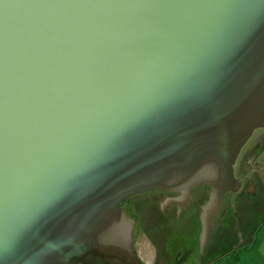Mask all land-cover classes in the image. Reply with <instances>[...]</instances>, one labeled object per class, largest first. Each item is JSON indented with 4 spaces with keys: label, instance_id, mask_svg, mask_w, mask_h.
Here are the masks:
<instances>
[{
    "label": "water",
    "instance_id": "water-1",
    "mask_svg": "<svg viewBox=\"0 0 264 264\" xmlns=\"http://www.w3.org/2000/svg\"><path fill=\"white\" fill-rule=\"evenodd\" d=\"M261 126L264 0H0V264H142L121 202L202 183L208 237Z\"/></svg>",
    "mask_w": 264,
    "mask_h": 264
},
{
    "label": "flooded vegetation",
    "instance_id": "flooded-vegetation-1",
    "mask_svg": "<svg viewBox=\"0 0 264 264\" xmlns=\"http://www.w3.org/2000/svg\"><path fill=\"white\" fill-rule=\"evenodd\" d=\"M248 139L233 164L234 176L240 184L237 189L224 193L208 237L204 234L205 227L202 220L203 211L212 193V188L208 184L202 183L192 188L190 194L187 189L149 190L132 194L121 202L127 224L123 232L131 239L142 264H206L207 261H203L200 256L198 246L196 249L198 242L202 244L203 254L209 258L212 256L209 261L237 248L239 242L228 244L221 249L216 248L217 244L212 247V243L208 247L207 243L213 239L211 233L216 230V226L217 230H220L219 239L230 236L232 223H237L236 233L240 239L241 230L245 228L251 230L257 217L263 212L256 214L257 211L252 213V210L248 209L246 217L244 213L240 216L236 212L237 207H241V204L237 203L236 191L243 193L249 182L252 187L253 184L256 186L263 181L262 174H259L257 169L261 162L264 163V130L246 147ZM252 189L254 188L247 189V192ZM232 216H237V220ZM154 226L157 230H153L150 236L148 231ZM175 226L177 229H174V232H168ZM216 249H219L217 253ZM140 253L144 256L141 257Z\"/></svg>",
    "mask_w": 264,
    "mask_h": 264
},
{
    "label": "rangeland",
    "instance_id": "rangeland-1",
    "mask_svg": "<svg viewBox=\"0 0 264 264\" xmlns=\"http://www.w3.org/2000/svg\"><path fill=\"white\" fill-rule=\"evenodd\" d=\"M263 130H264V127H258L257 129H255L253 131L252 135L250 136V138L248 139V142L246 144V147H248L252 143V141L255 138V136L257 134L261 133ZM257 170H258V173L259 174H262L261 175L262 178H263L262 183H257V185L255 186V188L252 189V191H249V192H247V189L252 188L250 186L251 185V182H249L248 185L245 187L243 193H242V191H236L235 196L237 198V203L241 204V207H239V208L237 207L236 212H237V214H240V216H242L243 213H244V217H246V214H247L248 209H251L252 210V213H254L255 211H257L256 214H258L259 212L264 211V163L263 162H261V164L259 165V167H258ZM251 172H253V171H251ZM254 174H256V172H254ZM236 217H233L232 216L233 219L237 220ZM125 225L127 226L126 223H125ZM163 226H165V224ZM167 226H170V225L167 224ZM230 226H231L230 227L231 228L230 236L224 237L223 239H219V237H220V230H217V226H216V230L212 231V233H211V236H213V239L211 241H208V243H207L208 244V247L212 243V247L215 244H217V247L216 248L221 249L223 247H226V245H228V244H233V243H237V242L241 241L242 240L241 238L248 233V229L249 228H245L244 230H241L242 237L239 239V235L236 233L237 232V228H238L237 223L236 224L235 223H232ZM124 229L125 228H122L123 231H124ZM174 229H177V227L175 226V228L170 229L168 232H170V231H173L174 232ZM153 230H157V227L154 226L153 229H151V230L148 231V233H149L150 236L154 232ZM201 245L198 242V244L196 245V249H197V246H198V251L200 252V256L202 257V260L203 261H207L209 259V257H207L206 255L203 254V252H202L203 250L201 249ZM217 251H216V253H217ZM140 255H141V257L144 256L143 253H140Z\"/></svg>",
    "mask_w": 264,
    "mask_h": 264
},
{
    "label": "crops",
    "instance_id": "crops-1",
    "mask_svg": "<svg viewBox=\"0 0 264 264\" xmlns=\"http://www.w3.org/2000/svg\"><path fill=\"white\" fill-rule=\"evenodd\" d=\"M252 187L255 188V185L253 184ZM253 225L252 229L243 236L244 238L240 237L242 240L239 241L237 248L209 261L211 256L206 264H264V211Z\"/></svg>",
    "mask_w": 264,
    "mask_h": 264
}]
</instances>
